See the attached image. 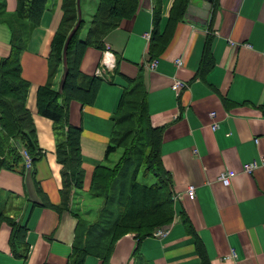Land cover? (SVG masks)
<instances>
[{"label": "crops", "instance_id": "0c3cea01", "mask_svg": "<svg viewBox=\"0 0 264 264\" xmlns=\"http://www.w3.org/2000/svg\"><path fill=\"white\" fill-rule=\"evenodd\" d=\"M62 3L47 0L39 26L20 55L40 155L31 170L22 164L0 170V212L27 230L24 240L12 246V228L0 224V264H68L80 220L75 211L81 206L79 191L93 198L88 192L95 168L115 162L116 154L105 160L115 130L113 116L124 91L139 80L150 124L164 128L161 162L171 181L175 215L164 237L152 235L138 242L127 234L117 240L109 264H201L197 239L210 264H264V0H138L134 15L119 20L99 47L85 48L83 74L96 76L106 52L114 67L101 78L94 104L69 103L68 122L81 129L84 179L82 190L72 193L77 205L59 212L55 208L62 201V165L55 152L64 137L38 114L36 97L48 81ZM98 5L99 0L77 1L84 25L81 38L87 37ZM176 5L183 11L164 46ZM16 9L17 0H0V59L10 52L8 22ZM208 37L210 51L203 57ZM153 60L157 67L149 70ZM63 70L61 64L54 78L56 90ZM176 82L183 87L174 90ZM252 163L256 169L244 173ZM226 171L236 174L227 186L218 180ZM189 186L195 187L193 200L184 195ZM24 252L26 257H20ZM83 264L101 261L87 256Z\"/></svg>", "mask_w": 264, "mask_h": 264}, {"label": "trees", "instance_id": "16d2710c", "mask_svg": "<svg viewBox=\"0 0 264 264\" xmlns=\"http://www.w3.org/2000/svg\"><path fill=\"white\" fill-rule=\"evenodd\" d=\"M77 1L63 0V19L51 42L48 81L38 88L36 97L38 114L52 121L56 131L60 129L64 137L55 152L62 165V201L55 208L59 212L70 211L72 193L83 188L84 179L79 142L81 129L68 122L69 103L76 100L81 104H94L97 89L103 81L80 71L85 48L99 47L103 37L117 26L118 21L133 16L138 6V0H99L88 35L81 38L84 25L78 18ZM46 3L47 0H17L14 19L8 22L10 52L0 59V170H14L20 164L26 169L21 148H25L32 158V167L40 155L34 123L26 106L30 85L22 78L20 55L32 31L39 26ZM182 11L181 6L174 7L162 40L164 46L168 44ZM210 43L208 37L203 57L210 51ZM61 64L64 65V75L60 90H56L54 78ZM146 102L141 80L131 91H124L120 99L113 116L115 130L105 160L118 153L119 158L111 166H97L93 172L89 192L91 197L102 202L94 211L95 218L89 225L85 245L79 241L83 223L78 221L68 264H83L87 256L100 259L101 264H109L117 240L134 234L141 242L152 236L157 226L170 224L174 219L171 181L161 162L164 128H153L150 124ZM2 222L12 228V246H16L17 240H24L25 227L10 219L5 212H0V224ZM196 247L201 264H210L198 239ZM20 257L25 258L26 252Z\"/></svg>", "mask_w": 264, "mask_h": 264}, {"label": "built area", "instance_id": "2783aa9c", "mask_svg": "<svg viewBox=\"0 0 264 264\" xmlns=\"http://www.w3.org/2000/svg\"><path fill=\"white\" fill-rule=\"evenodd\" d=\"M146 38H149V35H145ZM106 56L103 58L102 60V68L100 70L97 71L96 73V76L97 77H100L104 80V77L106 76L107 72L108 71H111L113 70V67H114V64H113V60L110 56V54L108 52L105 53ZM176 64L178 66L182 65V60L181 59H177L176 60ZM157 67V61L156 60H153L151 62H149L148 64V69L149 70H154L155 68ZM183 85L179 82H176L175 85H173V89L174 90H178L180 88H182ZM215 116V113H211L210 114V117L213 118ZM212 129H216L217 125L216 124H213L212 126ZM20 154L22 155L23 157V160L25 161V167L26 169H30L32 167V158L29 156V154L27 153L26 149L25 148H21L20 149ZM263 160V164H264V158L262 159ZM257 167V164L256 163H252V164H247L244 169H243V172L246 173V174H251ZM236 174L232 171H226V172H223L219 175V178L218 180L225 186H227L230 182V179L232 177H234ZM184 195L186 197H188L190 200H193L195 199L196 194H195V187L193 186H189L187 191L184 193ZM176 198V197H175ZM168 230H169V225H165V226H161V227H158L156 229H154L152 235L153 237L155 238H160V237H164L167 233H168ZM231 257H235L234 254H232Z\"/></svg>", "mask_w": 264, "mask_h": 264}, {"label": "rangeland", "instance_id": "374dc122", "mask_svg": "<svg viewBox=\"0 0 264 264\" xmlns=\"http://www.w3.org/2000/svg\"><path fill=\"white\" fill-rule=\"evenodd\" d=\"M57 131H58L57 135L61 133L60 129H58ZM113 158H115V161H116L119 158V153L116 154V157L113 156ZM79 194L81 195V197L77 198V201L78 203L81 204V206L78 209L75 208V211L78 213L77 215L80 217V221L83 223L82 225L83 228L80 231L79 241L82 245H85L86 238H87V232H88V229L90 228L89 225L93 223V220L95 218L94 211H97L102 200L99 198H89L87 196L88 194L82 191H79ZM89 196H91V194ZM73 202H74L73 199H71V203H70L71 207H75L77 205V204H73ZM88 212H90V214ZM87 215H90V216L87 217Z\"/></svg>", "mask_w": 264, "mask_h": 264}, {"label": "water", "instance_id": "95a60500", "mask_svg": "<svg viewBox=\"0 0 264 264\" xmlns=\"http://www.w3.org/2000/svg\"><path fill=\"white\" fill-rule=\"evenodd\" d=\"M207 1H208V3H210V4H211L213 0H207Z\"/></svg>", "mask_w": 264, "mask_h": 264}]
</instances>
